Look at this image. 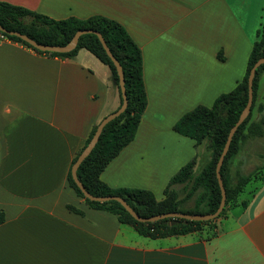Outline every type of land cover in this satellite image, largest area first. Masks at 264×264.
I'll list each match as a JSON object with an SVG mask.
<instances>
[{
    "label": "crops",
    "instance_id": "0c3cea01",
    "mask_svg": "<svg viewBox=\"0 0 264 264\" xmlns=\"http://www.w3.org/2000/svg\"><path fill=\"white\" fill-rule=\"evenodd\" d=\"M0 2L54 20L102 16L127 30L142 51L147 107L100 178L157 201L197 157L175 125L235 89L264 25V0ZM119 106L109 68L89 51L51 57L0 39V264H264L263 179L253 177L212 227L158 239L70 188L73 160Z\"/></svg>",
    "mask_w": 264,
    "mask_h": 264
},
{
    "label": "trees",
    "instance_id": "16d2710c",
    "mask_svg": "<svg viewBox=\"0 0 264 264\" xmlns=\"http://www.w3.org/2000/svg\"><path fill=\"white\" fill-rule=\"evenodd\" d=\"M0 26L8 32H19L27 35L39 44L50 46H64L68 44L76 32L80 30L97 31L103 36L113 56L121 64L129 101L128 108L122 115L105 126L96 147L77 171L79 180L91 195L98 197H121L142 218L174 212L199 215L216 212L221 202V190L216 177V165L231 129L239 120L248 103V78L251 69L260 58L264 57V25L259 32L258 40L253 44L245 76L235 89L229 93L220 95L211 108L198 107L187 113L175 125V131L183 136L194 139L197 147L206 142L207 147L213 153V158L198 174L194 170L196 159L184 166L170 180L164 192L165 198L162 201H157L153 193L146 190L112 189L103 183L100 178L107 166L134 140L142 115L147 107V96L143 82L142 51L130 37L127 30L119 23L102 16H94L86 20L76 18L54 20L7 2H0ZM0 34L39 54L51 57L73 58L81 49L89 51L109 68L120 93V106L122 105L123 100L116 67L106 54L96 35L87 34L81 36L75 50L70 53L59 54L40 52L15 36L2 32ZM263 72L264 65L257 70L254 79V98L251 114L235 133L229 152L221 168V177L227 199L225 208L217 219L209 222L165 219L156 223H140L118 202L99 203L86 199L74 182L71 170L82 150L93 138L97 126L93 128L84 148L72 162L68 173L70 188L80 198L84 199L86 204L92 209L106 211L118 216L121 223L134 226L141 235L151 239L186 235L199 231L205 226L212 227L218 219L226 214L230 204L237 199L244 187L251 180L250 177L241 176L231 178L228 176L227 171L231 161L238 155L241 146L248 139L262 135L264 121L255 123L252 122L251 118L256 107L260 76ZM263 107H261V110ZM177 186L182 187L178 190ZM192 199V206H188L189 200ZM212 235H215L213 231Z\"/></svg>",
    "mask_w": 264,
    "mask_h": 264
},
{
    "label": "water",
    "instance_id": "95a60500",
    "mask_svg": "<svg viewBox=\"0 0 264 264\" xmlns=\"http://www.w3.org/2000/svg\"><path fill=\"white\" fill-rule=\"evenodd\" d=\"M0 32L6 33L10 36H15V37L21 39L22 41L26 42L28 45H30L31 47H33L34 49H36L40 52L59 53V54H66V53L72 52L73 50H75L77 48L78 42H79V39L81 36L87 35V34H94L98 37V39L100 40L104 50L106 51V54L114 63L116 70H117L118 78H119V87L121 90V95H122V100H123L122 105L115 112L106 116L99 123L93 138L91 139L89 144L82 150V152L78 156L76 162L72 166V170H71L72 178H73L74 182L76 183L77 187L81 190V192L83 193V195L86 199L90 200L91 202H99V203H106V202H111V201L118 202L136 221H138L140 223H156V222H159V221H162L165 219H183V220L191 221V222H209V221H213V220L217 219L220 216V214L222 213V211L225 208L226 199H227L226 190H225L223 180L221 177V168H222L224 161H225V158L229 152V149H230V146H231V143H232V140H233L235 133L237 132L238 128L245 122V120L251 114L252 105H253V98H254V96H253L254 79L256 77L257 70L262 65H264V57L260 58L254 64L253 68L251 69V72H250V75L248 78V103H247L245 109L243 110L242 114L240 115L239 120L234 125V127L231 129V131L228 135L225 147H224V149H223V151L219 157V160L217 162V165H216V177H217L218 184H219V187L221 190V202H220L219 208L216 210V212L211 213V214H203V215L174 212V213H166V214H162V215H157V216H153V217H149V218H142L121 197H118V196L98 197V196L91 195L85 189L84 185L81 183V181L79 180V178L77 176V171H78L80 165L86 160V158L92 153V151L96 147L105 126L107 124H109L110 122H112L113 120H115L116 118H118L120 115H122L127 110L128 104H129L127 92H126V87H125V76H124L123 68H122L121 64L118 62V60L113 56L111 50L109 49V47L107 46V43L105 42V40L103 38V36L97 31L88 30V29L87 30H80V31L76 32V34L73 36V38L71 39V41L68 44H66L64 46H55V45L50 46V45L39 44L36 41H34L33 39H31L30 37H28L27 35H24L22 33L8 32L2 26H0Z\"/></svg>",
    "mask_w": 264,
    "mask_h": 264
},
{
    "label": "rangeland",
    "instance_id": "374dc122",
    "mask_svg": "<svg viewBox=\"0 0 264 264\" xmlns=\"http://www.w3.org/2000/svg\"><path fill=\"white\" fill-rule=\"evenodd\" d=\"M250 8V7H249ZM255 8V7H254ZM255 19V13H254ZM264 83V79H263ZM263 87V86H262ZM262 94L259 91L256 107L252 115V122L258 123L264 121V107L261 100ZM261 107L263 109L261 110ZM197 157L194 170L196 174L200 173L203 167L212 160L213 153L207 147V143L197 147ZM227 174L229 177H250L252 179L262 180L264 177V126L262 135L248 139L240 148L238 155L231 161ZM182 186H177L180 190ZM193 199L189 200L188 206H192Z\"/></svg>",
    "mask_w": 264,
    "mask_h": 264
},
{
    "label": "built area",
    "instance_id": "2783aa9c",
    "mask_svg": "<svg viewBox=\"0 0 264 264\" xmlns=\"http://www.w3.org/2000/svg\"><path fill=\"white\" fill-rule=\"evenodd\" d=\"M0 39L1 40H9L7 37H5L4 35L0 34Z\"/></svg>",
    "mask_w": 264,
    "mask_h": 264
}]
</instances>
